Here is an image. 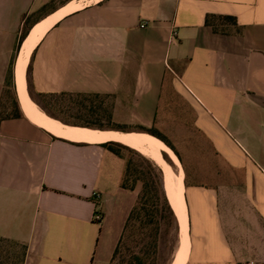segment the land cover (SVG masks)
<instances>
[{
    "label": "crops",
    "instance_id": "obj_1",
    "mask_svg": "<svg viewBox=\"0 0 264 264\" xmlns=\"http://www.w3.org/2000/svg\"><path fill=\"white\" fill-rule=\"evenodd\" d=\"M55 1L0 0V101L14 59L21 114L0 123V237L27 244L25 264H110L141 187L121 188L116 156L102 145L140 150L59 136L19 98L24 42L73 0ZM208 15L235 18L241 32L214 33ZM30 65L37 102V94L101 95L129 128L169 142L89 128L152 136L172 153L161 152L184 176L186 264H264V0H98L63 16L26 66L27 95L43 112L30 95ZM144 156L165 188L163 168Z\"/></svg>",
    "mask_w": 264,
    "mask_h": 264
},
{
    "label": "trees",
    "instance_id": "obj_2",
    "mask_svg": "<svg viewBox=\"0 0 264 264\" xmlns=\"http://www.w3.org/2000/svg\"><path fill=\"white\" fill-rule=\"evenodd\" d=\"M68 1L71 0H62V3L65 4ZM205 23L216 34L228 35L232 28H236L238 33L241 32L236 19L230 16L208 15ZM31 26L32 24L26 21L19 45L27 37ZM13 66L14 59L8 71L0 101V123L4 120L21 117L15 91ZM28 84L30 95L35 100L31 84V65L28 69ZM37 97L40 102L35 100L36 103L49 117L63 124L85 128L92 127L68 122L57 116L55 112L61 111L63 108L69 110L72 106L82 111L89 110L88 112H93L97 110V102L100 104L101 99H103L101 95L67 93L37 94ZM86 103L90 105H86ZM129 129L150 134L169 145V142L154 130L142 127L113 128L112 130L126 132ZM102 146L126 162L121 188L125 191L135 192L138 186L141 187L110 264H167L164 257L167 239L171 233H179V223L166 195L162 170L138 151L122 144L108 142ZM27 253V244L0 237V264H25Z\"/></svg>",
    "mask_w": 264,
    "mask_h": 264
},
{
    "label": "bare ground",
    "instance_id": "obj_3",
    "mask_svg": "<svg viewBox=\"0 0 264 264\" xmlns=\"http://www.w3.org/2000/svg\"><path fill=\"white\" fill-rule=\"evenodd\" d=\"M98 0H73L67 7L62 9L55 17L51 19L47 24L39 26L31 32L29 37L24 42L16 67V77L18 85L19 98L21 100L22 106L27 113L28 117L33 119L40 125L48 128L55 134L75 139V140H85V141H103L108 139H116L126 144L135 146L140 150V152L149 158L153 159L160 165L165 173V188L167 189L168 196L172 203L175 215L178 219L180 228V247L178 249L175 260L172 264H186L187 257L189 254L190 240L188 235V221H187V211L185 208L184 197H183V177L182 174L179 176L174 174L172 168L165 161L162 156V150H167L170 152L160 141L156 138L148 135H122L119 133H109L100 132L96 130H90L89 128H77L66 126L57 120H53L47 116L44 112L39 110L31 100L29 99L26 91V80L25 71L26 66L29 62L30 56L32 54L33 48L42 38L44 32L48 25H52L53 22L62 18L63 16L72 13L78 9L83 8L85 5ZM172 155V153L170 152ZM173 156V155H172ZM177 165V164H176ZM179 168V167H178Z\"/></svg>",
    "mask_w": 264,
    "mask_h": 264
},
{
    "label": "rangeland",
    "instance_id": "obj_4",
    "mask_svg": "<svg viewBox=\"0 0 264 264\" xmlns=\"http://www.w3.org/2000/svg\"><path fill=\"white\" fill-rule=\"evenodd\" d=\"M59 1L61 0H56L54 4H56ZM103 99H101V101ZM105 103L103 105V102H100V104L97 102L96 104L97 110H94L93 112H88L89 110L82 111L76 108L75 106H72L71 109L69 110L63 108L61 111L55 112V114L68 122L80 123L82 125H87L94 129L112 130L113 128H129L126 116L112 115V112H110L108 109V105H105ZM88 104L86 103V105ZM112 158L119 165L120 180L122 181L125 173L126 162L125 160L117 156ZM180 242L181 241H180V228H179V233L173 232L167 239V244H166L167 248L164 256L167 264H172L173 261L175 260L178 249L180 247Z\"/></svg>",
    "mask_w": 264,
    "mask_h": 264
},
{
    "label": "built area",
    "instance_id": "obj_5",
    "mask_svg": "<svg viewBox=\"0 0 264 264\" xmlns=\"http://www.w3.org/2000/svg\"><path fill=\"white\" fill-rule=\"evenodd\" d=\"M141 27L145 28V25H142ZM93 197H94L95 200H100L101 195L98 192H96V193H94ZM93 219H94L95 222L100 223L102 221V215L99 212H96L94 214Z\"/></svg>",
    "mask_w": 264,
    "mask_h": 264
}]
</instances>
